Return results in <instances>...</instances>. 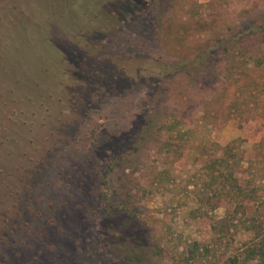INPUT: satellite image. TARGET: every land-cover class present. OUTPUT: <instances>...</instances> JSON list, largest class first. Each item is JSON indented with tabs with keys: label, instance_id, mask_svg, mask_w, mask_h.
Listing matches in <instances>:
<instances>
[{
	"label": "rangeland",
	"instance_id": "obj_1",
	"mask_svg": "<svg viewBox=\"0 0 264 264\" xmlns=\"http://www.w3.org/2000/svg\"><path fill=\"white\" fill-rule=\"evenodd\" d=\"M121 3L0 0V264H241L264 216L204 186L227 146L264 199V0Z\"/></svg>",
	"mask_w": 264,
	"mask_h": 264
},
{
	"label": "trees",
	"instance_id": "obj_2",
	"mask_svg": "<svg viewBox=\"0 0 264 264\" xmlns=\"http://www.w3.org/2000/svg\"><path fill=\"white\" fill-rule=\"evenodd\" d=\"M112 1L114 3L124 2L121 4L126 5L130 0ZM83 10L85 11V15L92 19V21L95 19L100 21L101 24H106L105 27H107L105 30L109 27H112L113 30L118 29L119 24L118 21L113 18V13H105L103 10L95 12L90 9V7ZM263 63L264 59L259 61L257 66H262ZM255 82V87L261 85L258 81ZM238 165L239 163L235 160V156L232 155L230 147L226 146L220 148V156L215 158L213 162L206 167L209 170V181L207 185L204 186L210 188L213 194L223 196L226 201L234 204L235 209L241 208V214H244L243 209L247 202L253 200L258 203L257 205H263L264 199L261 198V196L258 198H251L248 192L255 193L256 189L246 190L242 184H239V180L236 177V168ZM248 222H250V225L245 227V231L251 232L252 237L249 242L244 244L241 264H264V216L251 217L248 219ZM191 255L193 256V253H191Z\"/></svg>",
	"mask_w": 264,
	"mask_h": 264
}]
</instances>
